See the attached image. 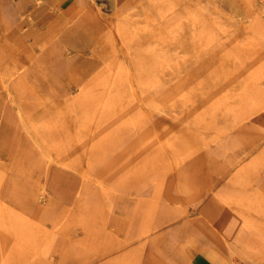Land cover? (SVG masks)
<instances>
[{
  "label": "rangeland",
  "instance_id": "1",
  "mask_svg": "<svg viewBox=\"0 0 264 264\" xmlns=\"http://www.w3.org/2000/svg\"><path fill=\"white\" fill-rule=\"evenodd\" d=\"M81 4L0 0V264H264V0Z\"/></svg>",
  "mask_w": 264,
  "mask_h": 264
},
{
  "label": "bare ground",
  "instance_id": "2",
  "mask_svg": "<svg viewBox=\"0 0 264 264\" xmlns=\"http://www.w3.org/2000/svg\"><path fill=\"white\" fill-rule=\"evenodd\" d=\"M66 1H69V2H73V3H78L79 5L78 6H80V4L82 3H84V0H66ZM125 2V0H114V14H113V19L114 20H118L119 19V15H120V8L122 7V5H123V3ZM81 4V5H82ZM81 7V6H80ZM82 8V7H81ZM84 8H85V6H84ZM84 8H82V9H84ZM146 10V9H145ZM80 11H82V10H80ZM80 11H79V13H80ZM154 11V10H153ZM146 12V11H145ZM155 12V11H154ZM147 14V13H146ZM78 15V14H77ZM123 15V14H122ZM32 18H31V23H32V26H35L36 24H35V22H36V20H37V18H36V16L35 15H32L31 16ZM74 17H76V14H74V15H72V17L71 18H74ZM151 17V16H150ZM159 17V16H158ZM156 18H157V16H156ZM152 19V18H151ZM160 19V18H159ZM57 20H59V19H57ZM157 21V20H156ZM67 21H63V23H62V25H64L65 23H66ZM124 24H126V23H124ZM156 24V23H155ZM162 24V23H161ZM182 25V24H181ZM194 25H195V23H194ZM58 25L57 24H55L54 25V27H53V29H52V31L50 32L51 34H55L56 33V27H57ZM127 26H129V25H127ZM162 26V25H161ZM108 27V26H107ZM173 27V26H172ZM113 28H115V26L113 27ZM120 28V27H119ZM153 28V27H152ZM156 28V27H155ZM154 29V28H153ZM110 30V29H109ZM111 32V31H110ZM159 32V31H158ZM220 32V31H219ZM159 34V33H158ZM154 35H155V32H154ZM168 35V34H167ZM102 36V35H101ZM135 36V35H134ZM157 36V35H156ZM253 36H255V35H253ZM181 37V36H180ZM202 37V36H201ZM114 38V37H113ZM134 38V37H133ZM126 39V38H125ZM153 39V38H152ZM200 39V38H199ZM127 40V39H126ZM147 40V39H146ZM149 40V39H148ZM157 40V39H156ZM159 40V39H158ZM117 41V40H116ZM130 41H131V39H130ZM201 41V40H200ZM41 42H43V41H41ZM40 42V43H41ZM123 42V41H122ZM46 43V42H45ZM43 44V43H41L40 45H39V49L40 50H44L45 48H46V44ZM115 43V42H114ZM130 43V42H129ZM128 43V44H129ZM137 43V42H136ZM143 43H145V41H143ZM138 44V43H137ZM124 45H125V43H124ZM142 45V44H141ZM145 45V44H144ZM129 46V45H128ZM134 47H136L135 46V44L133 45ZM140 46V45H139ZM118 47H120V45L118 46ZM137 47H138V45H137ZM141 47V46H140ZM171 47V46H170ZM104 48V47H103ZM102 48V49H103ZM117 48V47H116ZM29 49V48H28ZM125 49V48H124ZM129 49V48H128ZM138 49V48H137ZM126 50V49H125ZM92 51H94V50H92ZM154 51V50H153ZM98 52V51H97ZM123 53V52H122ZM126 53V52H125ZM129 53H130V51H129ZM152 53V52H151ZM118 54V53H117ZM117 54H116V56H117ZM124 55V54H123ZM26 56V59H31V58H33L34 56H33V53L31 52V51H28L26 54H24V57ZM113 59V58H112ZM118 60V59H117ZM116 60V61H117ZM112 61V60H111ZM101 64V63H100ZM113 64V63H112ZM111 64V65H112ZM21 65H23L22 66V68L20 69V68H17V66H21ZM120 65V64H119ZM27 68H28V66L24 63V60L23 59H20V61H18V62H15V61H13V62H9L7 65H5L3 68H2V71L0 72V85H1V87H2V89H3V91L5 92V95H6V97L8 96L11 100V103H12V105H13V107L15 106V107H17V109L19 110V111H21L22 110V104L20 103L21 101V98H20V96L15 92V89L16 88H19L20 86H22V84L25 82V79H26V77H27V73H28V70H27ZM109 68V67H108ZM107 68V69H108ZM17 69V70H16ZM101 70V69H100ZM106 70V69H105ZM110 70H111V68H110ZM118 71V70H117ZM100 73V72H99ZM109 74V73H108ZM110 76H111V74H110ZM103 77V76H102ZM106 77V76H105ZM109 76H107V78H108ZM252 77V76H251ZM254 79V78H253ZM28 80V79H27ZM101 79H99L98 81H100ZM104 80V79H103ZM110 80V79H109ZM253 81V80H252ZM105 82V81H104ZM106 83V82H105ZM102 84V83H101ZM107 84V83H106ZM93 86V85H92ZM104 87V86H103ZM87 88V87H86ZM93 88V87H92ZM27 89V88H26ZM87 89H90L89 87L87 88ZM240 89V88H239ZM82 89H80V91H81ZM100 90V89H99ZM90 91H92V90H90ZM95 91V90H94ZM243 91V90H242ZM103 92H105V90L103 91ZM81 94V93H80ZM93 94V93H92ZM237 94V93H236ZM25 96V95H24ZM109 96V95H108ZM77 98V97H76ZM88 103V102H87ZM241 104V103H240ZM244 104H246V103H244ZM253 105V104H252ZM87 106H89V105H87ZM86 106V107H87ZM243 106V105H242ZM248 106V105H247ZM96 107V106H95ZM248 108V107H247ZM255 110V109H254ZM101 112V111H100ZM103 112H105V111H103ZM102 112V113H103ZM246 112V111H245ZM242 115V114H241ZM104 116V115H103ZM244 116V115H243ZM246 117V116H245ZM247 119H248V117H247ZM241 123H243V122H241ZM238 125V124H237ZM241 125V124H240ZM50 158L52 159V160H56V158L54 157V156H50ZM86 162V161H85ZM91 164V162L89 163V165ZM92 165V164H91ZM94 165V164H93ZM87 168V167H86ZM178 181V180H177ZM99 184V183H98ZM199 226V225H198ZM200 227V226H199ZM198 227V228H199ZM198 230V229H197ZM194 234V233H193ZM200 234V233H199ZM195 238V237H194ZM188 239V238H187ZM189 240V239H188ZM193 240V239H192ZM235 243H237V244H239V245H243V242L240 240V239H238V238H233L232 239ZM255 252L263 259V261H264V251L262 252L261 250H256L255 249ZM173 263V262H172ZM171 263V264H172Z\"/></svg>",
  "mask_w": 264,
  "mask_h": 264
},
{
  "label": "crops",
  "instance_id": "3",
  "mask_svg": "<svg viewBox=\"0 0 264 264\" xmlns=\"http://www.w3.org/2000/svg\"><path fill=\"white\" fill-rule=\"evenodd\" d=\"M48 83V82H47ZM8 106H9V104H8ZM5 107H3V108H0V114L2 113H4V120H5V118H8L9 116V110L7 109H4ZM2 111V112H1ZM1 118H2V115H1ZM3 120V119H2ZM3 120V121H4ZM7 122H9V121H7ZM7 124V123H6ZM8 126H7V128H8V130H6L7 131V134H10L11 132H12V130L10 129V125L9 124H7ZM2 134H3V131L1 132V134H0V137L2 136ZM9 136V135H8ZM7 149V148H6ZM4 149L3 151H0V155L2 154V155H11L12 154V151H10V149ZM3 186H5V185H3ZM6 198V197H5ZM5 201L6 202H11V200H10V195H7V198L5 199Z\"/></svg>",
  "mask_w": 264,
  "mask_h": 264
}]
</instances>
